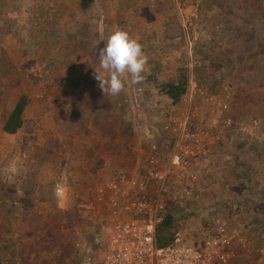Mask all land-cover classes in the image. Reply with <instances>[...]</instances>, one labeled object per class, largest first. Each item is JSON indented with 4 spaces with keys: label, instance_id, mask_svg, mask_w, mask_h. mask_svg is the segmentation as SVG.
<instances>
[{
    "label": "rangeland",
    "instance_id": "rangeland-1",
    "mask_svg": "<svg viewBox=\"0 0 264 264\" xmlns=\"http://www.w3.org/2000/svg\"><path fill=\"white\" fill-rule=\"evenodd\" d=\"M116 30L138 40L148 64L143 83L126 73L124 91L105 96L94 71ZM167 82L186 83L180 102L160 93ZM22 95L24 126L6 135L2 118ZM186 117L183 139L208 154L196 180L169 184L180 240L199 245L225 224L246 240L232 264H264L252 225L257 212L264 225V0H95L88 10L76 0H0V211L46 209L36 218L52 255L41 264L77 261V243L101 226L89 215L72 226L64 212L119 168L167 160ZM74 128L81 133L64 143ZM59 186L72 194L67 209Z\"/></svg>",
    "mask_w": 264,
    "mask_h": 264
},
{
    "label": "built area",
    "instance_id": "built-area-1",
    "mask_svg": "<svg viewBox=\"0 0 264 264\" xmlns=\"http://www.w3.org/2000/svg\"><path fill=\"white\" fill-rule=\"evenodd\" d=\"M188 117L174 129L177 134L167 160L151 155L134 171L121 167L102 185L95 188L89 203L90 220L101 226L91 241L76 245L77 261L63 264H232L236 259L233 246L246 245L245 238L230 233L219 224L199 245L186 244L176 238L161 247L157 229L166 214L169 184L182 177L194 181L208 150L199 140L190 144ZM187 136V135H186ZM59 206L67 209L72 194L68 186L57 188Z\"/></svg>",
    "mask_w": 264,
    "mask_h": 264
},
{
    "label": "crops",
    "instance_id": "crops-1",
    "mask_svg": "<svg viewBox=\"0 0 264 264\" xmlns=\"http://www.w3.org/2000/svg\"><path fill=\"white\" fill-rule=\"evenodd\" d=\"M2 120L4 124L5 118H2ZM1 131L4 133L3 130ZM81 131L82 130L77 128L68 131L64 134V143H70L72 141V137L78 135ZM128 148H130V152L133 151L131 147ZM127 149L124 150L126 151ZM139 153L141 154L143 151L141 150ZM133 167V164L129 165L127 166V170L134 171L135 169H133ZM87 188L90 190L89 187ZM23 196H26L25 200L33 202V196L25 193ZM19 199L22 200L21 197H19ZM91 201L92 199L90 202ZM22 211L23 212H21V210L20 212H13L14 215H7L5 213H1L0 211V264H41L44 259H49L52 255V253L49 254L45 251L47 244H45L46 240L42 239L45 232L42 233L43 230L41 227H44L45 225L43 222L39 221L38 218H36L37 214L44 213L46 215L49 213H46V209H40L37 211L34 208L29 209L27 207ZM253 212L255 213L256 211ZM262 217L263 214L259 212L255 213V217L253 218L255 221L252 223V225L256 227L254 246H257L259 249H264V247H262L264 244V225L261 223ZM262 252H264V250H262Z\"/></svg>",
    "mask_w": 264,
    "mask_h": 264
},
{
    "label": "clouds",
    "instance_id": "clouds-1",
    "mask_svg": "<svg viewBox=\"0 0 264 264\" xmlns=\"http://www.w3.org/2000/svg\"><path fill=\"white\" fill-rule=\"evenodd\" d=\"M99 65L94 71L98 87L106 96H118L124 91L122 77L127 73L134 84L143 83L148 57L137 39L124 30L113 32L106 45L98 51Z\"/></svg>",
    "mask_w": 264,
    "mask_h": 264
},
{
    "label": "trees",
    "instance_id": "trees-1",
    "mask_svg": "<svg viewBox=\"0 0 264 264\" xmlns=\"http://www.w3.org/2000/svg\"><path fill=\"white\" fill-rule=\"evenodd\" d=\"M76 1L79 3L82 10L91 9L95 3V0ZM185 82L163 83L160 86L159 91L173 103H178L180 102L182 96L186 94L187 89ZM28 104L29 98L26 95H22L16 102V104L11 108V111L5 120V123L3 125L4 133L13 135L18 133L23 128L25 122L23 117ZM84 196L86 197L87 202L84 201ZM76 199L77 200L75 202V207H73L74 209L65 212L63 211L64 215L67 217V220H69L72 226H75L78 219L82 220V222L85 221L84 223L89 224L90 221L88 219H84V217H88L89 215V203L91 200V198L89 199V194L86 193V195H84L80 193ZM176 238H180L178 221L172 212H167L162 223L158 226L157 229L158 243L161 247H168L175 242Z\"/></svg>",
    "mask_w": 264,
    "mask_h": 264
}]
</instances>
